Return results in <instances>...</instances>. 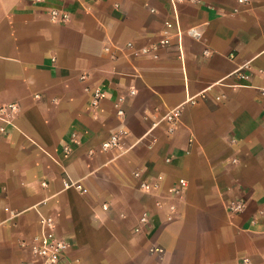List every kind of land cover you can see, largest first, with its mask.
I'll use <instances>...</instances> for the list:
<instances>
[{"label": "crops", "instance_id": "obj_1", "mask_svg": "<svg viewBox=\"0 0 264 264\" xmlns=\"http://www.w3.org/2000/svg\"><path fill=\"white\" fill-rule=\"evenodd\" d=\"M261 87L264 0H0V108L17 107L0 119V264H37L39 215L80 264H264Z\"/></svg>", "mask_w": 264, "mask_h": 264}, {"label": "built area", "instance_id": "obj_2", "mask_svg": "<svg viewBox=\"0 0 264 264\" xmlns=\"http://www.w3.org/2000/svg\"><path fill=\"white\" fill-rule=\"evenodd\" d=\"M248 0H236V3L239 5H245L247 4ZM52 18L54 19L56 16V13H51ZM175 27H177V23L174 24ZM165 27L167 30L171 29L173 27V24L171 23H165ZM165 37L161 39L158 43L152 44L151 46L147 48L140 49V52L143 54H154V57H156L155 52H157L159 49H163L168 46L169 44V38L166 36L167 32H164ZM191 34L200 39L201 34L191 30ZM130 46V45H129ZM229 58L232 59V56ZM248 66L247 64H244L243 66L237 68L233 73L230 74V77L233 78L234 83L231 85L232 87H243L245 86L246 82L249 79V75L247 74ZM258 91L262 97H264V87L258 88ZM103 98V94L95 89L93 91V99L91 101V108H97L98 102ZM121 100H119L120 102ZM190 102L193 103V100ZM117 108V115L122 116L123 110L121 108H118V104H116ZM17 107L15 104H10L4 107L0 108V119L5 120L6 118L10 116L11 113L15 112ZM180 116H181V108L176 107L168 112H166L163 116V120L169 124V132H172V126L180 122ZM3 129L0 128V132L2 133ZM120 137L119 135H112L109 140L104 142L101 146V151H106L109 149H112L114 147H117L119 145ZM166 162H169L170 159H166ZM134 176L136 178H140V173L135 172ZM161 181V178H158L156 181L149 183L145 180L140 182L139 188L141 191L145 193H154L159 188V182ZM63 185L65 187H72L77 190H80L82 193H85L86 190L82 189L76 182L71 181L67 176H65V180L63 182ZM186 187V181L184 179H178L176 184L170 187L167 190V194L170 198L175 199H181L182 197V191ZM159 200L156 201V206L160 207L162 202ZM103 209H106L105 206H103ZM228 211L230 213H242L244 211V206L240 203H232L228 206ZM168 216L167 220L172 219V215L175 213V206L173 204L168 206ZM150 225V219L146 213L142 214L140 218L138 219L137 226L134 227L133 231L135 233L140 232L142 229H145L149 227ZM39 226L40 231L39 233L34 236L31 239V242L28 244L29 253L32 257V259L37 264H80L78 259H68L66 258V253L68 250V244L59 239L55 234V226L54 221L52 218L48 216L39 215ZM244 262H247L246 259H244ZM19 264H27L25 262H21Z\"/></svg>", "mask_w": 264, "mask_h": 264}]
</instances>
